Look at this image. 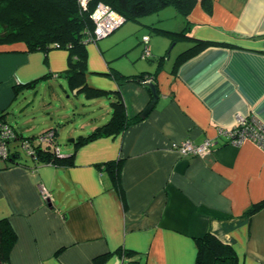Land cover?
Returning a JSON list of instances; mask_svg holds the SVG:
<instances>
[{
    "label": "crops",
    "instance_id": "1",
    "mask_svg": "<svg viewBox=\"0 0 264 264\" xmlns=\"http://www.w3.org/2000/svg\"><path fill=\"white\" fill-rule=\"evenodd\" d=\"M171 7L137 21L143 29L125 22L88 45L86 81L93 92L72 89L87 103L72 112L64 107L61 116L74 121L66 138L107 122L117 99L138 120L85 145L76 146L78 135L61 149V129L13 120L18 107L34 102L28 97L40 84L59 96L53 84L65 78L69 52L52 50L47 60L42 52L0 53V118L22 137L54 128L59 151H76L72 166L27 157L8 167L0 159V221L8 219L17 234L10 264H94L100 256L101 264H195L196 240L208 232L233 245L240 264H264V207L244 214L264 199V150L250 139L230 144L221 133L240 117L264 123V0H197L188 18ZM187 21L195 38L224 44L175 67L186 43L172 44L151 26L179 29ZM145 36L150 58L142 56ZM115 69L144 74V83L159 69L152 81L160 98L146 118L141 113L151 90L137 80L114 79ZM206 139L217 144L202 156L177 149ZM21 148L17 141L12 151L22 154ZM120 161L117 182L106 164Z\"/></svg>",
    "mask_w": 264,
    "mask_h": 264
},
{
    "label": "trees",
    "instance_id": "2",
    "mask_svg": "<svg viewBox=\"0 0 264 264\" xmlns=\"http://www.w3.org/2000/svg\"><path fill=\"white\" fill-rule=\"evenodd\" d=\"M99 2H104L121 14L124 17L121 24L123 25L128 21H140L143 17L157 13L168 6L175 7L182 16L188 18L197 0H92L86 10L81 8L78 0H0V53L42 52L47 60L48 53L52 50H66L69 52V65L63 75L68 79L69 86L72 89L92 93L93 90L86 81L88 45L93 42L96 43L100 39L95 36L96 25L92 18L93 11ZM151 27L157 33L171 37L173 39L172 44L176 43L177 40L186 43L176 55L175 67H179L209 46L224 44L195 38L189 21L183 28L179 29L163 28L154 24ZM158 72L159 69L151 78L156 79ZM112 75L114 79L120 82L137 80L143 83L145 78L144 74H123L116 69L112 71ZM30 84L32 83L24 85ZM113 107L112 117L89 134L80 135L76 139V146L85 145L98 137L122 132L128 125L138 120V118L131 119L128 116L122 99L114 100ZM15 129L17 140L12 142V146H15L17 141L22 146L21 140L36 138V136L22 137L21 132L17 128ZM51 130L54 128H47L42 134ZM35 145L34 154L26 151L24 154L10 151L8 156L0 157V159L6 161L8 167L23 164V159L27 157L34 159L37 163L43 161L60 166H72L75 163V150L70 154H63L58 151V146L53 142L45 146L36 142ZM120 164L121 161L106 164L117 182L120 180ZM263 207L264 199L254 203L244 214L250 216ZM16 241L17 234L10 221L6 218L1 219L0 264H10L11 249ZM196 244L195 264H240V257L236 248L230 243L220 240L212 232L197 238ZM127 254L130 255L131 253ZM102 261L103 256L97 257L94 264H101Z\"/></svg>",
    "mask_w": 264,
    "mask_h": 264
},
{
    "label": "built area",
    "instance_id": "3",
    "mask_svg": "<svg viewBox=\"0 0 264 264\" xmlns=\"http://www.w3.org/2000/svg\"><path fill=\"white\" fill-rule=\"evenodd\" d=\"M81 8L87 9L92 0H78ZM92 18L96 25L95 36L102 38L109 35L113 30L120 26L124 17L115 11L111 6L104 2H99L92 14ZM144 54L143 58H149L151 56L150 36L143 38ZM146 82H152V78L148 77ZM221 133L228 136L229 143L238 145L244 140L250 139L258 147L264 150V123L259 122L255 118L240 117L237 122V126L232 130H221ZM55 136V131L51 130L45 134L39 135L36 138L23 139L22 146L26 152L34 154L35 143L39 145H48L52 142ZM21 139V138H20ZM17 140L16 129L6 120L0 118V157H6L12 151V142ZM216 142L212 139H206L201 144H195L191 140L183 142L177 146L182 156H202L208 152H212L216 147ZM59 151V149H58ZM42 194L47 197V191L41 188Z\"/></svg>",
    "mask_w": 264,
    "mask_h": 264
},
{
    "label": "rangeland",
    "instance_id": "4",
    "mask_svg": "<svg viewBox=\"0 0 264 264\" xmlns=\"http://www.w3.org/2000/svg\"><path fill=\"white\" fill-rule=\"evenodd\" d=\"M173 9V7H171ZM149 16L143 17V18H148ZM125 24H127V28H131V26H133V24H136V26L142 27V25L140 23H137L136 21H128ZM124 24V25H125ZM143 29V27L141 28ZM148 30V29H147ZM129 39H134V35L129 36ZM63 82V84H62ZM55 89H56V93L59 96H55L52 92L54 91L52 89V86H49L48 83H43L40 84L39 86H37L38 88L36 90H38L37 94L34 92L35 90L32 89L31 90V94L28 97V99H34V102L32 104H29L27 106V108H25L26 110H23L24 107L20 106L18 107V109L16 111H14L17 114V119L16 117L13 118L14 123H16L18 121V123H32V124H36V125H40L41 127L44 126H48L49 124H51L53 127L57 128L58 130L61 129V133H63V135L61 136V142H60V148L61 149H66L67 147L71 146L72 143L75 141V138L80 135V130L77 131V134L75 136H72L70 138H66L67 136V132L69 130H71V128H73L74 126V121H70L69 119H65L63 116H61L62 111L64 109V107H67L70 109V111L72 112L74 108H76L77 106H80L79 108H82L81 106L83 105V103L86 101L87 103V99H86V95H81L77 96L76 93L72 90L71 86H69V81L68 79L65 77H61V79H59L58 81H56L54 84ZM69 86V87H68ZM68 90H66V88ZM45 103L47 104V108L48 110H44L43 109V104ZM26 105V104H25ZM23 111H28L26 112V115L23 113ZM45 111H50V113L52 114H48ZM71 116H75V115H71ZM47 117V119L44 121L43 119ZM59 118H62V121H59ZM67 125V126H66ZM66 128L64 129L63 127ZM39 136V135H38ZM36 136V137H38ZM56 133L55 136L52 140V142L54 144H56ZM57 145V144H56ZM20 152L22 154H24V149L21 148Z\"/></svg>",
    "mask_w": 264,
    "mask_h": 264
},
{
    "label": "water",
    "instance_id": "5",
    "mask_svg": "<svg viewBox=\"0 0 264 264\" xmlns=\"http://www.w3.org/2000/svg\"><path fill=\"white\" fill-rule=\"evenodd\" d=\"M144 84L151 90L152 100L147 105L146 109L141 113L142 118H146L149 115V113L155 107L156 103L158 102L160 98L159 88H158V84L156 83V80L155 81L153 80L152 82H148Z\"/></svg>",
    "mask_w": 264,
    "mask_h": 264
}]
</instances>
